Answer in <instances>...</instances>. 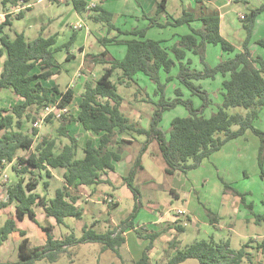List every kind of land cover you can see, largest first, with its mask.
Masks as SVG:
<instances>
[{"label": "trees", "instance_id": "16d2710c", "mask_svg": "<svg viewBox=\"0 0 264 264\" xmlns=\"http://www.w3.org/2000/svg\"><path fill=\"white\" fill-rule=\"evenodd\" d=\"M37 1L0 0V12L5 14V19L0 21V57L6 56L0 74V92L11 90L18 100L9 108H0V176L7 165H11L13 172L18 176L13 184H8L6 200H0V211L10 205L15 206V216L0 224V248L17 231L22 238L19 244V261L2 263L0 260V264H34L41 260L54 263L71 245L77 243H98L102 247V252L112 251L121 257L120 250L126 243L125 232L135 229L132 218L141 207V192L136 185V178L144 169L143 155L153 142H157L159 146L160 154L166 164L165 172L174 175L178 171L186 174L197 169L205 159L221 151L227 143L244 136L248 131L264 136V133L255 127V121L264 108V57L253 56L249 48L255 21L264 11V5L252 9L242 19L247 36L242 51L237 52L236 47L221 35V17L217 10L201 15L184 10L180 17L173 18L174 23L160 24V15L167 12V0H162L155 15L145 14L149 20L147 28L128 33L133 38L119 40L115 37L101 41L103 45L111 42L124 45L126 55L122 59H104L109 55L107 51L100 55L85 56L100 58L97 61L109 67L95 83H85L79 115L75 117L68 111L57 118L50 115L45 122L53 124L50 119L55 117L59 123L55 135H46L37 142L35 137L38 130L33 128L27 130L28 124H33L41 112L51 104L68 110L75 97L72 88L60 91L57 87L44 86L42 81L49 80L53 76V68H60L55 63V52L65 50L67 60L70 61L74 55L69 50L78 41L77 34H73L69 42L54 48L57 44V35L44 37L41 33L34 40L28 41L24 33H16L14 38L4 33V29L12 24L10 9L22 6L29 10ZM242 2L245 0H234L233 3ZM73 5L78 12L88 10L95 12L90 19L97 23H107L109 30H117L112 23L111 12L99 6L88 8L84 1H73ZM24 17L23 12L16 15V19ZM194 22H199L201 27L194 28L191 25ZM185 25L191 32L181 35L173 46L166 45L163 40L146 38L149 28L167 26L178 28ZM208 44L220 45L229 58L216 67L206 66L203 71L192 69L190 60L187 64L184 63L189 53L201 55L204 62ZM231 53L234 54L232 57ZM175 60L180 62L179 77L191 90L200 94L204 107L210 102L208 92L202 86L195 85L192 79H215L221 74L224 77L221 89L222 106L207 118L189 100L184 101L181 97L173 101L162 99L154 110L150 127L143 128L121 111L124 99L118 92L117 84L112 81L114 72L120 69L122 75L118 78V84L129 87L131 83L136 82L135 77L139 73L150 80L158 81L160 72L163 70L169 73L175 65ZM36 67L41 69L39 74L33 73ZM178 105H184L190 114L186 118L173 119L170 135L167 137L160 126L163 113ZM231 108L245 109L247 114H230L228 110ZM71 122H77L83 129L100 135L98 147H94L91 143L87 144L84 158H78V140L70 136L67 130V125ZM140 135L146 136L147 139L128 174L123 177L124 184L138 204L135 211L120 226L103 233L94 229L97 226L96 222L90 226L84 225L82 237L77 239L65 220L67 218L82 220L84 210L78 204L80 197L71 189L78 190L81 186L90 188L101 184L111 185V181L104 179V176L114 172L116 164L124 160L121 143L132 142L124 139L120 142L117 141V137L129 136L135 140V137ZM62 139H66L67 143L59 148ZM116 142L117 149H114ZM262 142L261 154L264 152L263 139ZM33 148L34 151L28 156L20 155V152H28ZM50 169L66 171L63 175L65 185L57 190L54 198H48V194L41 196L36 193L39 181L38 177H35V172L39 171L38 175H41L44 171L49 176ZM45 186L49 188V183L45 182ZM241 201L245 202L244 197ZM37 206L43 208L47 217L54 218L57 225H66L71 230L70 234L57 239L53 234L52 226H44L37 220L35 211ZM114 206L117 208L119 203H115ZM26 218L45 233L44 245L31 247L27 232L18 230L17 221ZM216 222H219L218 217L211 219L212 224ZM175 230L182 232V228L178 225L175 226ZM137 233L140 238L150 241L137 264H151L149 252L154 248L161 233L155 232L147 236ZM254 241H249L240 250H233L228 241L216 242L214 238L195 241L186 248L178 250L166 264H182L193 259L200 264H242L245 259L251 260L248 249L252 247ZM257 249L264 251V242L258 243Z\"/></svg>", "mask_w": 264, "mask_h": 264}, {"label": "rangeland", "instance_id": "374dc122", "mask_svg": "<svg viewBox=\"0 0 264 264\" xmlns=\"http://www.w3.org/2000/svg\"><path fill=\"white\" fill-rule=\"evenodd\" d=\"M73 1H84L88 6L102 4L105 10L113 14L112 23L117 30H109L107 23L92 21V19L88 18L87 11H76ZM161 1L158 0V2ZM189 1L197 9L200 8L195 11L198 15L214 10L220 13L213 5L215 0ZM219 1L216 0V3ZM185 2L186 0H168L167 9L169 13L173 14L172 8L175 5L177 7L185 6ZM233 2L234 0L223 1V4L229 3V7L224 11L225 16L221 33L227 41L238 49V52L242 51L247 36L241 16L245 17L252 9L264 5V0H245L242 3ZM149 8L148 2L140 0H68L67 2L38 0L31 5L29 10L22 6L10 9L9 14L11 15L12 24L4 29V33L11 38H14L16 33H24L27 40L32 41L41 33L44 37H49L62 31L71 34L75 25H81L82 27L76 31L78 39L83 38L84 27L94 32L101 30L103 34H116V36L119 35V37L131 39L133 37L128 35V33L138 29H145L149 25V20H147L145 14L149 16L156 14V10H149ZM20 12H23L25 17L16 19V15ZM160 18L165 20V13L161 14ZM4 19L5 14L0 12V21ZM225 22L228 23L227 27L224 24ZM194 25L201 27L199 22ZM254 26L249 48L253 56L264 57V11L257 17ZM190 32L187 25L163 30L153 29L147 30L146 38L152 40L172 39L173 42H170L169 46H173L181 35L189 34ZM112 44V42L109 43L106 48L111 55L122 59L126 55V47ZM96 47L101 48L99 44ZM77 48L78 43L75 42L72 50L77 60L65 63L67 67L62 69L59 81L61 89H64L67 84L75 86V83L79 80L75 74L81 59L79 52L75 50ZM102 48L104 49V47ZM115 51L121 53L122 57L115 55ZM62 52L65 53V50ZM233 55V53L230 54L231 57ZM228 58V54L222 50L220 45L208 44L204 62L201 59V55L189 53L184 63L187 64L190 60L192 69L203 71L206 66L216 67ZM87 60H85L87 63L84 69L88 75L94 71V68H96L95 76L101 75L104 68L109 67L104 64L97 65L94 61L97 58L94 59L92 56H89ZM1 69L2 66L0 64ZM179 72L180 62L175 60V65L169 73L163 70L160 72L158 81L150 80L144 74L139 73L135 77L136 82L131 83L129 87L118 84V74H114L112 77L113 82L117 84L118 92L124 99L121 111L130 120L136 121L141 127L148 129L154 110L162 99L173 101L181 97L184 101H191L194 107L205 117H211L222 106L221 89L224 77L218 74L215 79H192L195 85L202 86L208 92L207 95L210 102L204 107V101L200 94L194 92L185 84L179 77ZM160 85L163 87L161 88ZM7 93H10V91H1L0 98L6 94L4 97L6 101L0 99V107L6 103L3 108H8L12 101L16 103V98L14 97L15 99L13 100L12 94ZM180 94L181 96H179ZM134 105H139L141 108L137 111L134 109ZM228 112L230 114H247V111L242 108H231ZM189 114V110L184 105H178L163 113L160 126L167 134V137L170 135L172 120L175 118H186ZM56 118L50 119L54 124L44 122L38 130V134L42 137L49 134L55 135V129L59 125ZM255 127L264 133V108L255 121ZM32 128L33 124H28L27 130ZM122 137L125 141H134L132 144L121 143L125 145L126 155H133L130 158V163H134L147 138L140 135L133 140L129 136H119L117 141L121 142ZM262 139L264 140V136L262 137L252 131H248L245 136L228 143L220 152L206 159L197 169L189 171L187 174L178 172L174 175H168L165 172L166 164L160 154L159 146L157 142H153L143 155L145 170L136 178V185L141 192V207L137 209L136 216L132 218V224L136 230L127 231V241L120 250L121 257L112 251L102 252V247L98 243H77L71 245L54 263L41 260L34 264H137V261L142 257L143 252L150 243L149 240L140 238L137 232L141 233L142 236L155 232L168 236L167 233L175 230L177 224L186 226L185 235L182 236L180 232L178 233L175 230V234H173L175 237L171 238V242H167L164 245H161L162 240L158 238L154 248L149 252L151 264H166L175 253L176 248L184 249L195 241L210 240L211 238H214L216 242L228 241L233 250H240L243 245L255 240L251 244L252 247L248 249L251 253V260L245 259L242 264H264V251L257 249V244L264 242V152L263 154L260 152L263 145ZM36 140L39 139L37 138ZM62 140L67 141L66 139ZM114 145H118L117 142ZM29 154V151L20 152V155L24 157ZM260 160L262 162L261 165ZM38 174L39 171H36L35 177H38L39 181L36 193L40 195L48 194V197L54 198L57 190L62 188V182L50 179L44 171L41 172L42 175ZM5 176L8 179L7 182L4 180ZM17 178L18 176L13 172L12 166L7 165L0 176L1 201L6 199L8 184H13ZM149 179L151 182L148 184ZM48 180L50 181V187L46 188L45 182ZM111 180L113 186L101 184L90 187L89 189L94 190V193L86 192L79 196L84 208V215L81 221L75 218H67L65 220L66 225L72 229L77 239L82 237V227L84 225L90 226L94 220L99 221L98 226L94 229L101 233L120 226L135 211V207L138 204L134 200L131 191L124 185L123 178L113 176ZM243 197L245 199L244 203L241 201ZM117 199L120 202L119 208L114 206L115 203H118ZM154 206L155 209L153 208ZM168 208L173 211L169 213ZM180 210L188 212L192 223L187 220L186 216H181L180 221L175 222L173 220L171 216L180 215L176 213ZM35 211L42 225L53 226V234L57 239L64 238L70 234L71 230L66 225H57L54 218L47 217L38 207L35 208ZM160 214L163 217L168 215L162 219L159 226H156L162 217L159 216ZM14 215V205L9 206L4 211H0V224L2 225ZM112 217L116 222L113 221ZM217 217L219 222L212 224L211 219ZM21 229L27 232L32 247L45 244L43 232L30 219H25V221L20 223ZM179 235L183 240V244L178 241ZM19 244L20 236L19 231H17L0 248V260L2 263L19 261ZM182 264L200 263L193 259Z\"/></svg>", "mask_w": 264, "mask_h": 264}, {"label": "crops", "instance_id": "0c3cea01", "mask_svg": "<svg viewBox=\"0 0 264 264\" xmlns=\"http://www.w3.org/2000/svg\"><path fill=\"white\" fill-rule=\"evenodd\" d=\"M68 1V0H67ZM67 1H61V2H67ZM140 1H142V2H148V5L150 6V8H149V10H152V9H154V10H156V12H157V9H158V4H159V2H158V0H140ZM224 1V0H223ZM223 1L222 0H220L219 2H217L216 3V0L213 2V5H214V7L215 8H217L219 11H220V17H221V25H220V27H222L223 25H222V23H223V18H224V11H225V9L226 8H228L229 6V3L228 4H223ZM189 2V3H188ZM60 3V2H59ZM137 3L139 4V5H141L140 4V2L139 1H137ZM167 3H168V0H167ZM202 3H204V1H202ZM35 4V3H34ZM205 4V3H204ZM221 4V5H220ZM94 6H99V7H102L103 9H104V7H103V5L102 4H94ZM88 9V8H87ZM173 14H171V13H169V11H168V9H167V12L165 13V17H166V19L165 20H163V19H159V23L160 24H165V23H174V19L173 18H178V17H180L181 16V14H182V12L184 11V10H188V11H191V12H194V13H196L195 11L196 10H199L200 8H198L197 9V7H195L193 4H192V2L191 1H189V0H186V2H185V6L183 5L182 7H177V5H175L173 8ZM77 11V10H76ZM88 12V18L90 19V17L92 16V15H94V13L95 12H91L90 10H88L87 11ZM155 12V13H156ZM197 14V13H196ZM198 15V14H197ZM93 21V20H92ZM196 22H194V23H192L191 25L194 27V28H200V27H196L194 24H195ZM225 24V26L227 27V25H228V23H224ZM82 26L81 25H75L74 26V28H73V30H72V32H71V34H69V33H67L66 31H62V32H59V33H56V34H54V35H57V44L55 45V47L54 48H56V47H60V46H62V45H64L65 43H67V42H69L70 41V39H71V37L73 36V34H77V29H80ZM84 27V26H83ZM147 27H148V25H147ZM146 27V28H147ZM169 28H175V27H173V26H167V27H164V28H159V27H153V28H149L148 30H153V29H161V30H163V29H169ZM179 28V27H178ZM84 34H83V38L82 39H78V41H77V43H78V48L77 49H75V50H77L78 52H79V54H80V56H81V59H80V61H79V63H78V65H77V68H76V72H75V74H76V76H77V78L79 79L76 83H75V86H71L70 84H67L66 86H65V88L64 89H61L60 88V85H59V81H60V77H61V74H62V69L64 68V67H67V66H65V63H70L72 60H77V58H75V54H74V52H73V50H72V48H73V46L71 47V49L69 50L70 51V53L72 54V55H74L73 56V58L70 60V62L67 60V53L65 52V53H63L62 51L63 50H58V51H56L55 52V63H57L58 65H59V67L60 68H58V67H56V68H53V70H52V73H53V76L49 79V80H43L42 81V83H43V85L44 86H46V87H49V88H52V87H57L58 88V90H60V91H66L68 88H72L73 90H74V92H75V97H74V99H73V101H72V103L70 104V106L68 107V112L70 113V114H72V115H74L75 117L76 116H78L79 115V113H80V103H81V101H82V98H81V96H82V93H83V88H84V85H85V83L86 82H92V83H95L101 76H102V74L101 75H99L98 74V76H95V74H96V72H95V69L96 68H94V71H92L91 73H90V75H88L86 72H85V69H84V66L86 65V61H88L87 59L88 58H86L85 56L86 55H100V54H102L103 52H105V51H107L108 53H109V55L107 56V57H105L104 59H106V60H109V59H112V58H116L115 56H113V55H111L110 54V52H109V50L106 48L107 47V45L109 44V43H107L106 45H103V43L101 42V41H103V40H106V39H111V38H115V37H118V39L119 40H127V39H125V38H122V37H119V35L118 36H116V34L114 35V34H108V33H106V34H103V32L100 30H98V31H92L91 29H88V28H86V27H84ZM138 30H141V29H138ZM108 35V37H111V38H108V37H106ZM221 35H222V33H221ZM96 36H98V37H96ZM77 37H78V34H77ZM163 40V39H162ZM163 41H165V44L166 45H169V43L170 42H173L172 41V39H167V40H163ZM97 42V43H96ZM97 44H99L100 45V47L101 48H97L96 47V45ZM113 44H115V43H113ZM112 44V45H113ZM117 45V44H116ZM119 46H123L124 47V45H119ZM1 47V46H0ZM102 47H104V49L102 48ZM238 50V49H237ZM115 55H119L118 57H122V54L121 53H119L118 51H115V53H114ZM5 59H6V56L4 55V56H2V57H0V64H1V66H2V69L0 70V74H1V72H2V70H3V63H4V61H5ZM118 59H120V58H118ZM86 60V61H85ZM97 60H100V58H98ZM97 60H94L96 63H97V65L98 64H102V63H100V62H98ZM96 65V66H97ZM106 68H108V67H106ZM106 68H104V70L106 69ZM69 70V69H68ZM104 70H103V72H104ZM41 72V69L39 68V67H36L35 69H34V71H33V73H37V74H39ZM114 74H118V78L122 75V71L120 70V69H117L115 72H114ZM114 76V75H113ZM112 81H113V78H112ZM3 91V90H2ZM10 91V93H7V94H12V99L14 100L15 98V96L13 95V93L11 92V90H9ZM1 93V92H0ZM6 96V94L4 95V96H2L0 99H4L5 100V97ZM6 101V100H5ZM5 101H4V103H5ZM18 100H17V98H16V102H17ZM15 102H13L12 101V103L10 104V106L9 107H11V105L12 104H14ZM5 105H6V103H5ZM5 105L3 104L0 108H3V107H5ZM8 107V108H9ZM141 107H139V105L138 106H136V105H134V109L135 110H137L138 111V109H140ZM138 119V118H137ZM54 124V123H53ZM56 130V129H55ZM67 130H68V132H69V135L70 136H72V137H76L77 138V140H78V143H79V150H78V158H84V156H85V152H84V149H85V147L87 146V144L88 143H91L94 147H98L99 146V144H100V135H97V134H95L94 132H92V131H87V130H85V129H83V127L79 124V123H77V122H71L70 124H68L67 125ZM39 133V132H38ZM246 135V134H245ZM244 135V136H245ZM46 136V135H45ZM39 140H36L37 142H40L41 140H42V136L41 135H39V134H37V136H36ZM44 137V136H43ZM243 137V136H242ZM241 138V137H240ZM122 139H123V137H122ZM239 139V138H238ZM125 140V139H124ZM235 140H237V139H235ZM235 140H233V141H235ZM128 141H131V140H128ZM134 141H132V142H125V143H129V144H132ZM230 142H232V141H230ZM229 142V143H230ZM67 143V141H65V140H61V145L59 146V148H62V146L64 145V144H66ZM228 144V143H227ZM226 144V145H227ZM225 145V146H226ZM224 146V147H225ZM121 147V153H122V155H123V161L121 162V163H119V164H116V166H115V171L114 172H109L108 173V175H105L104 176V179H109L110 181H111V185L113 186V182H112V180H111V177H125L126 175H127V173L129 172V170H130V168H131V166H132V163H130V158H131V156H133L132 154H128V155H126V148H125V145L123 144L122 146H120ZM113 148L114 149H117V145L116 146H113ZM34 151V148L32 149V150H30L29 152L30 153H32ZM220 152V151H219ZM214 155V154H213ZM212 155V156H213ZM211 156V157H212ZM210 157V158H211ZM209 159V158H208ZM206 160V159H205ZM204 160V161H205ZM203 161V162H204ZM166 169V168H165ZM144 170L145 169H143V170H141L140 172H139V174L140 173H142V172H144ZM65 170L64 169H50V175L48 176L50 179H53V180H56V181H60V182H62V187L65 185V182H64V179H63V175L65 174ZM178 172H180V171H178ZM178 172H176V173H178ZM138 174V175H139ZM185 174V173H184ZM187 174V173H186ZM42 175V174H41ZM46 182H48L49 183V187H50V181L48 180V181H46ZM151 182V180L149 179L148 180V184ZM125 185V184H124ZM126 186V185H125ZM127 187V186H126ZM61 189V188H60ZM128 189V188H127ZM73 192H75V194H77L78 196H80V195H82V194H84V193H86V192H91V193H94L95 191L94 190H92V189H89V187H86V186H81L80 188H78V190H74V189H71ZM129 190V189H128ZM41 196H44V195H41ZM48 198H50V197H48ZM178 198V197H177ZM6 200V199H5ZM116 201H118V203H119V206H120V202H119V200L117 199ZM172 203V202H171ZM78 204H79V206L84 210V208H83V206H82V204H83V202L82 201H80V199L78 200ZM10 206H12V205H10ZM119 206L117 207V208H119ZM15 207V206H14ZM38 208H40V210L42 211V213L43 214H45V212H44V210H43V208L42 207H39V206H37ZM37 207H35V208H37ZM8 208V207H7ZM6 208V209H7ZM154 209H155V206L153 207ZM152 208V209H153ZM153 209V210H154ZM5 210V209H4ZM4 210H1V211H4ZM167 210H169V213L170 212H172L173 210H171L170 208H168ZM174 212H176V211H174ZM181 212V213H180ZM168 213V214H169ZM177 214H180V215H173V216H171L172 218H173V220L176 222V221H180V217L181 216H186L187 217V220L190 222V223H192V220H191V218L188 216V212L186 211V210H180V211H177L176 212ZM167 214V215H168ZM46 215V214H45ZM166 215V216H167ZM15 216V215H14ZM159 216H162V214H160ZM166 216L165 217H161V219H160V222L159 223H157V225L156 226H159L160 225V223L162 222V219L163 218H166ZM11 218H13V217H11ZM26 219H28V218H26ZM112 219H113V217H112ZM37 220H38V218H37ZM23 221H25V220H23ZM23 221H17V227H18V230H20V223L21 222H23ZM39 221V220H38ZM79 221H81V220H79ZM113 221L114 222H116L114 219H113ZM173 221V222H174ZM56 222V221H55ZM94 222H96L97 223V226H98V224H99V221L98 220H94ZM57 224V223H56ZM178 226H180L181 228H182V232H180V234L183 236V235H185V232H186V226H184V225H181V224H177ZM37 226V225H36ZM38 228H39V226H37ZM53 227V226H52ZM21 230H23V229H21ZM39 230H41V228H39ZM129 230H133V229H129ZM129 230H127V231H129ZM134 230H136V229H134ZM42 231V230H41ZM127 231L125 232V236H126V233H127ZM43 232V231H42ZM177 232V231H176ZM101 233H103V232H101ZM179 233V232H178ZM173 234H175V230H171V231H169L168 233H167V235L168 236H165V234H163V235H161L159 238L162 240V242H161V245H164V244H166L167 242L169 243V242H171V238H173V237H175V235H173ZM20 236V235H19ZM180 236V235H179ZM178 236V237H179ZM168 238H170V239H168ZM43 239H44V242H45V239H46V236H45V233L43 232ZM21 240H22V238H21V236H20V242H21ZM127 241V240H126ZM178 241H180V242H182V244H183V240L181 239V236L178 238ZM30 243H31V240H30ZM173 246V245H172ZM176 246V245H175ZM31 247H32V245H31ZM181 248H176V250H175V253L172 255V257L177 253V251L178 250H180ZM171 257V258H172Z\"/></svg>", "mask_w": 264, "mask_h": 264}, {"label": "built area", "instance_id": "2783aa9c", "mask_svg": "<svg viewBox=\"0 0 264 264\" xmlns=\"http://www.w3.org/2000/svg\"><path fill=\"white\" fill-rule=\"evenodd\" d=\"M58 1H64V0H58ZM67 1V0H65ZM94 5H90L88 6V8H94ZM241 18L243 19L244 16L242 15ZM67 112V109H60L58 108V106L56 104H51L49 106H47L40 114V116L37 118V120L33 123V130H39L43 123L46 121V119L50 116V115H54L55 117H59L60 115L64 114ZM37 139V137H35ZM5 164V162H3ZM5 182L8 181V179H6L5 176ZM181 213V212H180Z\"/></svg>", "mask_w": 264, "mask_h": 264}]
</instances>
